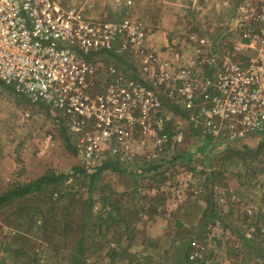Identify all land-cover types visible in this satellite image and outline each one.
Listing matches in <instances>:
<instances>
[{"label": "rangeland", "instance_id": "1", "mask_svg": "<svg viewBox=\"0 0 264 264\" xmlns=\"http://www.w3.org/2000/svg\"><path fill=\"white\" fill-rule=\"evenodd\" d=\"M60 3L74 14L75 37L58 48L91 70L87 97L68 111L0 78V196L47 174L71 177L0 207V264H70L80 239L87 264H178L188 245L190 260L264 264V133L215 138L195 120L206 97L195 83L224 58H249L235 45L254 1ZM123 108L125 143L115 156L105 143L97 153L119 169L93 182L75 173L92 175L100 157L86 159L74 121L95 131Z\"/></svg>", "mask_w": 264, "mask_h": 264}, {"label": "built area", "instance_id": "2", "mask_svg": "<svg viewBox=\"0 0 264 264\" xmlns=\"http://www.w3.org/2000/svg\"><path fill=\"white\" fill-rule=\"evenodd\" d=\"M253 1L235 45L249 58H224L219 68L211 66L216 62L214 57L205 58L202 63L215 68L213 77L195 83L197 88L204 87L206 94L199 104L196 126H204L215 138L264 133V0ZM74 25L73 12H67L60 0H0V78L32 101L57 106L68 103V111H80L81 100L87 97L82 86L91 70L81 66L70 48H58V42L74 39ZM199 41L201 46L207 45V39ZM128 118L126 108L121 109L117 120L100 117L95 131L82 128L75 120L71 130L82 137L86 159L97 161L103 143L113 145L110 153L115 156L117 145L125 143L130 134ZM103 161L104 156L96 164Z\"/></svg>", "mask_w": 264, "mask_h": 264}, {"label": "trees", "instance_id": "3", "mask_svg": "<svg viewBox=\"0 0 264 264\" xmlns=\"http://www.w3.org/2000/svg\"><path fill=\"white\" fill-rule=\"evenodd\" d=\"M114 55V54H113ZM115 56V55H114ZM117 57V56H115ZM96 171L92 175H88L83 168L76 167L74 168L75 173H84L87 176L92 178V182L98 177V174L106 169H119V165L112 161H103L95 165ZM71 177V174H47L41 176L31 182L26 184L16 185L3 195L0 196V207L7 206L17 201H24L29 196L36 195L44 191V189L49 187H56L62 182L65 178ZM190 246L185 247L182 260L180 264H212L203 259L190 260L189 258ZM38 260L36 259L35 262ZM178 263V264H179ZM70 264H87L85 260V249L83 246V240H79V245L75 252L72 254L70 259Z\"/></svg>", "mask_w": 264, "mask_h": 264}]
</instances>
